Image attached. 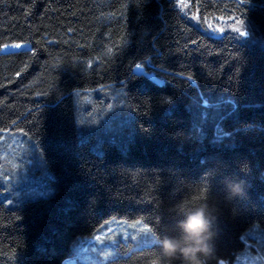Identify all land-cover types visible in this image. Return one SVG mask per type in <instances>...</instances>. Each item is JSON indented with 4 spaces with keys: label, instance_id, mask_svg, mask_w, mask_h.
<instances>
[{
    "label": "trees",
    "instance_id": "trees-1",
    "mask_svg": "<svg viewBox=\"0 0 264 264\" xmlns=\"http://www.w3.org/2000/svg\"><path fill=\"white\" fill-rule=\"evenodd\" d=\"M203 205L208 264L264 253V0H0V264H63L113 220L176 235Z\"/></svg>",
    "mask_w": 264,
    "mask_h": 264
},
{
    "label": "rangeland",
    "instance_id": "rangeland-1",
    "mask_svg": "<svg viewBox=\"0 0 264 264\" xmlns=\"http://www.w3.org/2000/svg\"><path fill=\"white\" fill-rule=\"evenodd\" d=\"M17 136L18 134H15L11 137L13 139ZM29 168L33 167L30 165ZM28 169H25V174L28 173ZM32 180H34L33 184H37L41 178ZM145 226L139 221L113 220L107 222L97 234L79 239L73 246L69 262L65 260L64 264H104L120 255L129 253L132 249L157 242L156 235L148 226L145 230ZM258 242L259 245L264 244L263 234L259 235ZM128 245L129 248L124 251L123 249ZM255 250V256L249 258L247 264H264V253L261 252V247H256ZM239 260L241 263V257Z\"/></svg>",
    "mask_w": 264,
    "mask_h": 264
},
{
    "label": "clouds",
    "instance_id": "clouds-1",
    "mask_svg": "<svg viewBox=\"0 0 264 264\" xmlns=\"http://www.w3.org/2000/svg\"><path fill=\"white\" fill-rule=\"evenodd\" d=\"M228 197L242 196L245 181L226 178ZM207 205L191 211L178 222L179 234H161L157 237L159 254L150 264H208L203 257H211L213 232L211 221L206 218ZM203 254V255H201Z\"/></svg>",
    "mask_w": 264,
    "mask_h": 264
},
{
    "label": "snow or ice",
    "instance_id": "snow-or-ice-1",
    "mask_svg": "<svg viewBox=\"0 0 264 264\" xmlns=\"http://www.w3.org/2000/svg\"><path fill=\"white\" fill-rule=\"evenodd\" d=\"M241 3H243V0H241ZM235 30H236V31H239V29H235ZM219 31L223 32L224 29L221 28V29H219ZM241 35H247V33H241ZM17 47H19V45H17ZM136 67L139 68L140 65H137ZM145 230H147V225L145 226ZM219 264H224V262H223V261H219Z\"/></svg>",
    "mask_w": 264,
    "mask_h": 264
}]
</instances>
